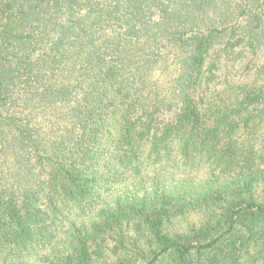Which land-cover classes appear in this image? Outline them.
I'll return each instance as SVG.
<instances>
[{
  "label": "trees",
  "instance_id": "16d2710c",
  "mask_svg": "<svg viewBox=\"0 0 264 264\" xmlns=\"http://www.w3.org/2000/svg\"><path fill=\"white\" fill-rule=\"evenodd\" d=\"M262 49L264 0H0V264H264Z\"/></svg>",
  "mask_w": 264,
  "mask_h": 264
},
{
  "label": "rangeland",
  "instance_id": "374dc122",
  "mask_svg": "<svg viewBox=\"0 0 264 264\" xmlns=\"http://www.w3.org/2000/svg\"><path fill=\"white\" fill-rule=\"evenodd\" d=\"M254 59L249 66L247 62ZM253 65V67H252ZM220 80L224 77L232 80L233 82H246V83H263L264 82V49L258 52L256 57L248 56L235 65L228 64L220 72ZM203 221V215L199 212H190L183 217H177L166 225V231L170 234L184 233L189 231L192 227L198 226Z\"/></svg>",
  "mask_w": 264,
  "mask_h": 264
}]
</instances>
